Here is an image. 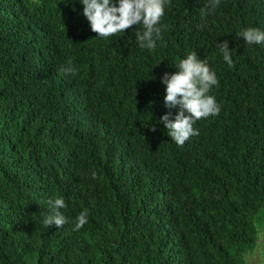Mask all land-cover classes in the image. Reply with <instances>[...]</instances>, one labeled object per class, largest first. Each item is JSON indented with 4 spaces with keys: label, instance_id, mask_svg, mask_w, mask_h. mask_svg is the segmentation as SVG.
<instances>
[{
    "label": "trees",
    "instance_id": "trees-1",
    "mask_svg": "<svg viewBox=\"0 0 264 264\" xmlns=\"http://www.w3.org/2000/svg\"><path fill=\"white\" fill-rule=\"evenodd\" d=\"M82 8L0 0V264H248L264 213V47L236 32L264 29V0L208 15L207 0H168L152 51L138 25L96 37ZM190 51L216 73L220 111L177 145L159 123L176 112L160 76ZM57 196L59 228L43 223Z\"/></svg>",
    "mask_w": 264,
    "mask_h": 264
},
{
    "label": "clouds",
    "instance_id": "clouds-1",
    "mask_svg": "<svg viewBox=\"0 0 264 264\" xmlns=\"http://www.w3.org/2000/svg\"><path fill=\"white\" fill-rule=\"evenodd\" d=\"M83 6L82 14L88 22L89 28L96 33V37L109 38L116 34H124L126 29L138 25L133 29L135 42L140 49L152 51L162 41V17L168 0H79ZM221 4V0H207L206 11L202 15L214 13ZM203 29L206 25H198ZM248 46L264 47V29L248 26L236 32ZM217 51L222 60L231 67L233 64L229 42L217 41ZM176 71H165L160 76L164 85V107L176 112H165L159 117L166 129L168 137L177 145H183L190 136L198 134L194 123L209 116H215L220 111L216 98L210 94V89L217 84L216 73L210 70L206 60L200 59L195 51L187 52L174 65ZM64 74H75V67L67 61L60 67ZM155 130V129H153ZM95 172H92L95 178ZM65 199L57 196L48 201V214L43 218L47 226L58 228L69 223L63 213L66 208ZM87 209L81 210L72 221V230L79 231L87 223Z\"/></svg>",
    "mask_w": 264,
    "mask_h": 264
},
{
    "label": "rangeland",
    "instance_id": "rangeland-1",
    "mask_svg": "<svg viewBox=\"0 0 264 264\" xmlns=\"http://www.w3.org/2000/svg\"><path fill=\"white\" fill-rule=\"evenodd\" d=\"M256 223H259V240L254 251L247 254L248 264H264V213H260L256 218Z\"/></svg>",
    "mask_w": 264,
    "mask_h": 264
}]
</instances>
